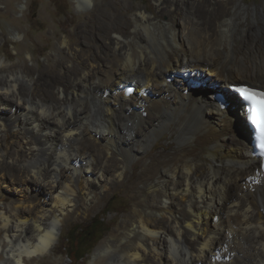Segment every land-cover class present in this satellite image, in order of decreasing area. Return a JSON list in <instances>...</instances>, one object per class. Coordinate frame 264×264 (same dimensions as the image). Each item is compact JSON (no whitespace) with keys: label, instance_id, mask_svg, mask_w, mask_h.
Here are the masks:
<instances>
[{"label":"bare ground","instance_id":"6f19581e","mask_svg":"<svg viewBox=\"0 0 264 264\" xmlns=\"http://www.w3.org/2000/svg\"><path fill=\"white\" fill-rule=\"evenodd\" d=\"M155 1L154 19L137 7L111 29L79 28L73 44L54 30L47 66L9 65L0 38V264L45 258L63 226L120 186L142 187L132 198L145 206L97 247L93 264H264L262 160L225 89L236 80L264 89V48L231 43L235 17L258 7ZM162 134L175 149L148 153ZM5 183L17 184L11 199Z\"/></svg>","mask_w":264,"mask_h":264},{"label":"rangeland","instance_id":"374dc122","mask_svg":"<svg viewBox=\"0 0 264 264\" xmlns=\"http://www.w3.org/2000/svg\"><path fill=\"white\" fill-rule=\"evenodd\" d=\"M75 4L74 0H0V38L4 35L3 38L7 41L2 52V56L6 59L7 63L11 65L25 62L26 65L31 68L47 66V57L52 52V44L55 43L54 30L58 32L59 37L66 39H68V34L70 33L72 37L71 44H73L76 43L75 35L79 28L84 26L92 28L109 26L111 29L112 25L116 26L115 22L120 21V19L130 21L134 9L137 7L145 6L147 8L146 14L153 19L155 15H158V13H155V0H94L88 8H77ZM165 4H169V0H165ZM230 4H245V6L258 7L256 11L249 8L243 14L235 17L236 26L232 30V45L234 47L246 45L244 49L247 48L249 50H256L257 47L264 48V18L262 17V9L259 8L261 4H264V0H231ZM97 9L98 11H96ZM124 10H127L125 17H123ZM152 12H154L155 15ZM157 20L158 19H156V21ZM166 20L167 17L163 16L160 17L159 21L161 24L165 25ZM58 23L62 25L64 30H61ZM71 30L74 32L73 34ZM150 31L153 32L152 29H150ZM243 31H248L250 36L245 39ZM45 34V37H49V39L42 40L41 45H45L46 48L40 50V46L37 47L35 43L40 36ZM112 34L113 33H111V35ZM1 43L0 41V45ZM27 44L32 45L33 50L25 48L24 46ZM17 51L20 52V54H17ZM30 52L32 54L34 53V59L30 56ZM239 83L246 85L250 84L243 80L231 82L232 85H239ZM218 85L220 86V84ZM256 86L259 85L256 84ZM215 90L216 89H214V91ZM9 133L12 132L10 131ZM3 134L4 133H2L0 137ZM13 141L14 138L9 136L6 144L11 146ZM89 143L90 141H88V144ZM175 147L174 136L162 134L158 137L155 144L148 149V153L151 151L169 153L173 151ZM199 159L204 161V155L200 154ZM138 168V166H133L131 168L132 174L138 172ZM8 184L11 190H8L6 187L1 188V190L11 199L16 196L14 190H18V187L17 184L14 183H5L2 186ZM142 190L144 189L140 186L135 187L132 191H128L125 186L117 187L105 198L100 199V205L94 211L89 212L83 217H75L63 226L59 241L53 252L43 259L35 258L30 264H61V262L64 264H93V262L98 261L95 260L94 257L97 247L105 239L114 237V232L122 229V223L128 216L133 214L135 209L145 206L143 198L137 200H133L132 198V195L136 191L139 192ZM145 195H147V192H145ZM158 216L160 217V214H158ZM99 220H101L102 223H100ZM91 222L94 223L95 229L91 239L99 240L92 250H88V253L82 259L76 261L75 259L86 251L87 241L89 239L83 240V237L78 238L74 233L80 226H86ZM67 237H71L69 242L66 240ZM1 238L3 237L0 236V239ZM76 241L82 242L77 244ZM7 251L9 252L10 250L6 247L5 252ZM108 256L109 255H101L100 259L107 258ZM111 257L115 259L116 255L111 254ZM111 257L110 261L113 260ZM2 260H6L5 254H1L0 256V262ZM6 264L10 263L7 262Z\"/></svg>","mask_w":264,"mask_h":264},{"label":"trees","instance_id":"16d2710c","mask_svg":"<svg viewBox=\"0 0 264 264\" xmlns=\"http://www.w3.org/2000/svg\"><path fill=\"white\" fill-rule=\"evenodd\" d=\"M236 86H240V84L239 85H236ZM98 222V221H97ZM99 222L100 223H102L101 222V220H99ZM94 232H95V229H94V223H90V224H88V225H86V226H80L76 231H75V235L78 237V238H80V237H83V240H85V239H89L88 241H87V249H86V251L82 254V255H80V256H78L75 260L76 261H79L80 259H82L87 253H88V250H92L94 247H95V245L97 244V242H98V240H94V239H91V237H92V235L94 234ZM71 238V237H70ZM69 237H67L66 238V240L69 242L71 239H70ZM95 241V242H94ZM82 242V241H81ZM80 241H76V243L77 244H80L81 243ZM78 247V246H77ZM70 256V255H69ZM71 258V257H70Z\"/></svg>","mask_w":264,"mask_h":264},{"label":"snow or ice","instance_id":"6c2138e0","mask_svg":"<svg viewBox=\"0 0 264 264\" xmlns=\"http://www.w3.org/2000/svg\"><path fill=\"white\" fill-rule=\"evenodd\" d=\"M239 93L243 96L244 99L246 100H251L253 96L255 95H264V94H257V93H250V91L247 88H239L237 89ZM253 125L255 126L258 134H259V147L261 150H264V123H262L258 118L255 112L253 115L250 117Z\"/></svg>","mask_w":264,"mask_h":264},{"label":"water","instance_id":"95a60500","mask_svg":"<svg viewBox=\"0 0 264 264\" xmlns=\"http://www.w3.org/2000/svg\"><path fill=\"white\" fill-rule=\"evenodd\" d=\"M248 86H251V87H254V88H257V89H260V90H262V88H261V87H259V86H254V85H248Z\"/></svg>","mask_w":264,"mask_h":264},{"label":"flooded vegetation","instance_id":"af4514ba","mask_svg":"<svg viewBox=\"0 0 264 264\" xmlns=\"http://www.w3.org/2000/svg\"><path fill=\"white\" fill-rule=\"evenodd\" d=\"M262 91H264V89L262 88ZM252 134H253V131L251 130V136H252ZM252 145H253V143H252Z\"/></svg>","mask_w":264,"mask_h":264}]
</instances>
